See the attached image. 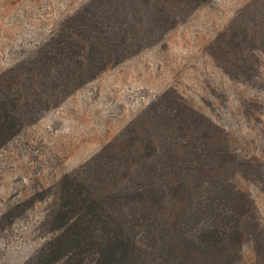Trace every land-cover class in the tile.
I'll list each match as a JSON object with an SVG mask.
<instances>
[{
  "label": "rangeland",
  "instance_id": "1",
  "mask_svg": "<svg viewBox=\"0 0 264 264\" xmlns=\"http://www.w3.org/2000/svg\"><path fill=\"white\" fill-rule=\"evenodd\" d=\"M155 1L0 0L2 81L22 61L36 64L52 38L79 36L86 10L118 29L115 45L127 50L112 60L105 54L104 66L60 99L43 104L22 94L18 129L0 137V264H76L62 251L55 257V238L85 217L83 209L58 215L63 184L80 178L83 199L90 188L105 194L97 162L121 170L125 157L145 169L150 139L164 146L156 158L186 160L183 171L197 169L202 185L217 175L243 193L245 206L251 200L244 234L213 264H264V0ZM90 51L100 52L88 44ZM39 86L42 94L53 89ZM201 153L210 161L189 164ZM79 251L81 264L99 257Z\"/></svg>",
  "mask_w": 264,
  "mask_h": 264
},
{
  "label": "trees",
  "instance_id": "2",
  "mask_svg": "<svg viewBox=\"0 0 264 264\" xmlns=\"http://www.w3.org/2000/svg\"><path fill=\"white\" fill-rule=\"evenodd\" d=\"M143 1L152 3V0ZM160 7L169 8L163 2ZM181 8L185 13L186 5ZM88 13L90 10L78 19L77 26L86 25L77 28L79 36L52 38L53 43L36 59V64L22 61L4 74L5 81L0 79V137L18 129L17 121L25 113L17 108L22 94L48 104L49 97L60 99L104 66L105 54L110 60L125 56L126 48H119L114 42L118 29H107ZM88 44L90 50L100 51L98 56L94 57L91 51L88 54ZM39 85L53 89L42 94ZM37 112L31 110L30 116L33 118ZM163 147L150 139L151 156L143 160L145 169L124 157L123 169L104 170L113 167L112 161L100 159L97 165L103 174L101 181L109 186L105 194L90 188L83 199L78 189L80 178L63 184L60 197L67 199L59 203L58 215L69 218L77 209H83L85 217L75 218L55 238V257L62 251L67 254L65 261L71 257L81 264L79 247L84 246V253H99L93 264H213L219 252L230 253L235 244L232 238L242 237L244 225L251 218L249 214H253L251 200L244 196L245 206L240 199L243 193L231 181L223 184L217 175L218 182L202 185L199 179L203 174L197 169L194 173L183 171L190 167L186 160L170 156L156 158L154 155ZM203 157L210 161L207 153H201L189 164L199 161L206 164ZM225 161L222 156V164ZM183 162H186L184 166ZM131 166L137 169L130 172ZM114 182L118 184L112 185ZM75 248L78 251L72 253Z\"/></svg>",
  "mask_w": 264,
  "mask_h": 264
}]
</instances>
